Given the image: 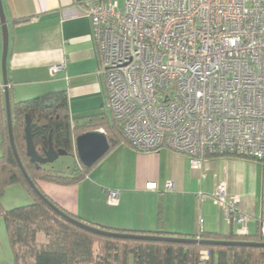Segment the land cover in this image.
I'll return each mask as SVG.
<instances>
[{
    "label": "built area",
    "instance_id": "2783aa9c",
    "mask_svg": "<svg viewBox=\"0 0 264 264\" xmlns=\"http://www.w3.org/2000/svg\"><path fill=\"white\" fill-rule=\"evenodd\" d=\"M76 1L91 24L104 107L131 147L168 148L193 168L209 156L264 160V0ZM117 196L110 190L108 202ZM213 202L246 233L237 197L226 200L221 186Z\"/></svg>",
    "mask_w": 264,
    "mask_h": 264
},
{
    "label": "crops",
    "instance_id": "0c3cea01",
    "mask_svg": "<svg viewBox=\"0 0 264 264\" xmlns=\"http://www.w3.org/2000/svg\"><path fill=\"white\" fill-rule=\"evenodd\" d=\"M8 25L6 59L11 101L65 90L73 121L106 111V88L91 37V24L76 0H2ZM64 64L53 73L51 67ZM1 80V72H0ZM2 83V81H1ZM103 132L104 130L100 128ZM156 182L155 189H146ZM172 183L167 189L166 184ZM38 189L64 212L97 226L169 234L238 233L240 227L213 202L223 186L249 216L255 235L264 218V160L209 156L193 168L187 156L168 148L139 151L120 143L79 182L38 180ZM118 192L109 203L108 192ZM22 191V192H20ZM22 204L30 196L19 190ZM202 219V222H200ZM38 241L45 238L40 235Z\"/></svg>",
    "mask_w": 264,
    "mask_h": 264
},
{
    "label": "trees",
    "instance_id": "16d2710c",
    "mask_svg": "<svg viewBox=\"0 0 264 264\" xmlns=\"http://www.w3.org/2000/svg\"><path fill=\"white\" fill-rule=\"evenodd\" d=\"M10 104L14 146L25 172L35 185L38 180L63 185L77 183L118 144L130 145L120 124L110 114L99 112L85 116L81 121H73L69 115L65 90L19 101H11L10 98ZM26 116L30 118L31 136L38 154L44 155L51 141L55 149H63L76 158L77 162L71 172L55 171L30 160L24 131ZM100 128L104 130L109 149L91 167H85L76 157L74 140L83 132ZM0 151V215L4 219L12 249L13 264H264V246L206 245L117 238L93 233L63 218L30 188L17 165L9 141L3 91H0ZM11 184H21L31 202L10 209L3 208L1 196L4 189ZM83 223L116 233L264 243V233L260 228L255 235H221L203 231L196 235H183L169 234L160 229L131 231ZM40 235L45 238V242L38 241ZM203 252L207 253L206 257H203Z\"/></svg>",
    "mask_w": 264,
    "mask_h": 264
},
{
    "label": "water",
    "instance_id": "95a60500",
    "mask_svg": "<svg viewBox=\"0 0 264 264\" xmlns=\"http://www.w3.org/2000/svg\"><path fill=\"white\" fill-rule=\"evenodd\" d=\"M0 29L2 35V52L0 58V72H1V81L3 85V93H4V104L6 110V120H7V128L10 146L17 162L18 167L20 168L23 177L25 178L27 184L30 188L39 196L41 200H43L49 207H51L55 212H57L60 216L67 219L68 221L86 229L93 233L112 236L117 238H131V239H141V240H161V241H170V242H179V243H197V244H206V245H244V246H264V243H252V242H242V241H218V240H199L192 238H181V237H172V236H151L145 234H127V233H116L109 232L100 228L89 226L86 223H83L68 214H65L63 211L59 210L54 204H52L38 189V187L31 181L25 172L19 157L17 155L13 136H12V124H11V104L9 98V90H8V78H7V69H6V59L8 53V43H9V33H8V25L5 17L2 0H0ZM25 139H26V151L32 162H35L40 165H44L47 163H51L56 160L60 155H66L67 152L63 149H55L49 141V147L45 150L44 155L38 154L36 148L34 146L31 131H30V118L26 116L25 119ZM75 151L76 157L79 162L85 167H91L94 163H96L109 149L108 140L101 129L91 130L83 132L78 135L75 140Z\"/></svg>",
    "mask_w": 264,
    "mask_h": 264
},
{
    "label": "rangeland",
    "instance_id": "374dc122",
    "mask_svg": "<svg viewBox=\"0 0 264 264\" xmlns=\"http://www.w3.org/2000/svg\"><path fill=\"white\" fill-rule=\"evenodd\" d=\"M119 3V7H123L124 0H113ZM2 52V35L0 29V58ZM0 151V155H1ZM77 160L74 156L70 154L60 155L56 160L51 163L44 164L45 167L53 169L55 171H60L63 173H69L74 168ZM19 190L26 192L24 187L21 184H11L8 185L1 196V204L3 208L10 209L16 206L25 205L22 204L19 198ZM22 192V191H20ZM0 264H13V254L12 249L8 240L6 233V228L4 224V219L0 215Z\"/></svg>",
    "mask_w": 264,
    "mask_h": 264
}]
</instances>
